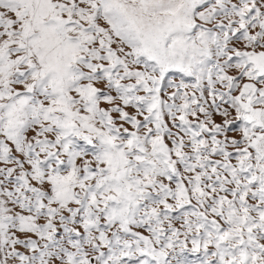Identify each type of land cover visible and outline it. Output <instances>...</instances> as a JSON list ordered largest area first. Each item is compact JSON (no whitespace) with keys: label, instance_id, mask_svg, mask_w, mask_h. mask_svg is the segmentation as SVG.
Masks as SVG:
<instances>
[{"label":"snow or ice","instance_id":"snow-or-ice-1","mask_svg":"<svg viewBox=\"0 0 264 264\" xmlns=\"http://www.w3.org/2000/svg\"><path fill=\"white\" fill-rule=\"evenodd\" d=\"M0 264H264V0H0Z\"/></svg>","mask_w":264,"mask_h":264}]
</instances>
